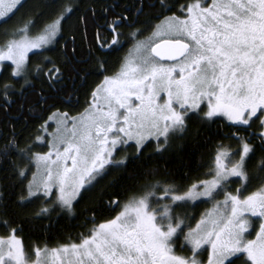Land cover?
I'll return each mask as SVG.
<instances>
[{"label":"snow or ice","instance_id":"snow-or-ice-1","mask_svg":"<svg viewBox=\"0 0 264 264\" xmlns=\"http://www.w3.org/2000/svg\"><path fill=\"white\" fill-rule=\"evenodd\" d=\"M22 8L26 12L18 26L5 30L0 43V113L6 118L13 105L19 104L21 113L29 105V53L42 54L59 44L73 15L80 13L85 30L89 14L95 15L91 3L82 5V0H0V24ZM107 27L109 50L124 46L120 28L133 30L126 39L132 48L111 75H104L111 51L100 56L89 51L84 62L94 63L103 80L89 88L90 73L81 79L90 97L84 112L53 113L23 148V137L14 130L10 140L0 135L6 141L0 148V227L7 233L0 237V264H204L202 251L208 253L207 264H264V0H138L134 13ZM45 63L52 61L45 57ZM41 65L35 74L51 77ZM73 71L79 77V69ZM50 82L60 83L59 75ZM49 99L41 97L36 106L51 111L57 103H73L71 96L51 105ZM28 112L30 119L43 120L34 107L28 106ZM220 118L230 131L224 139L234 140L238 150L217 146L210 179L185 188L171 173L161 175L156 165L183 146L177 141L198 140L201 130ZM52 122L56 127L50 131ZM44 147L48 151H34ZM11 157L28 166L20 167ZM32 166L36 171L28 180ZM113 174L106 188L127 191L117 184L123 179L143 184L123 205L113 192L101 207L106 192L95 200L89 193ZM230 184L239 185L234 193ZM254 184L256 190L244 195ZM221 193L223 200H217ZM85 200L88 206L80 209ZM196 201L214 204L191 227L186 213L198 207ZM37 202L43 205L39 211L22 215ZM77 209L85 216L82 227L92 225L79 242L37 245L34 258L25 250L20 238L25 224L50 219L54 212L61 219H79ZM117 209L113 218L96 220L97 213ZM252 218H258L259 228L254 239H247L249 229L255 230Z\"/></svg>","mask_w":264,"mask_h":264},{"label":"trees","instance_id":"trees-1","mask_svg":"<svg viewBox=\"0 0 264 264\" xmlns=\"http://www.w3.org/2000/svg\"><path fill=\"white\" fill-rule=\"evenodd\" d=\"M113 1H117V6H122L121 9L124 11L125 2L123 0H82V5L91 3L92 8L95 11V15L89 14V22L87 29L85 30L84 25H82L77 13L72 16L71 19L67 21L64 25L63 38L58 37L59 44L52 46L50 49L44 50L42 54H37L35 51L29 53L30 63L28 65L29 69L33 72L32 84L33 88L28 94L29 105L35 108V111L40 112L43 116V120H32L30 119V113L28 112V106H25L23 112H19V104L13 105L12 111L9 116L4 117L3 113H0V135L11 139V134L13 130L17 137H23L20 140V147H25L24 141L26 139L32 138L36 134V129L41 126V124L46 120V118L55 110L68 111L69 113H77L85 106L86 101L89 97L84 95V90L80 87L81 79L84 77L86 72L90 73L88 76V86L89 88H95L97 84L103 79V75H100L94 71L96 65L94 63L84 61L89 59V51L91 50L96 56H100L101 51H111V55L107 57L109 61V71L105 72L104 75H111L118 70L120 67V62L123 60V56L126 53L130 43L126 42L129 33H124L123 38H121L123 47L117 48L115 50H109L107 43H110L112 35L109 31L104 29L103 21L107 18V14H114L113 8L109 4L113 5ZM126 1V0H124ZM131 1V9L134 10L135 6H138V0ZM122 2V3H121ZM183 2V0H181ZM101 5V6H100ZM116 6V7H117ZM119 8V7H117ZM83 11V6L81 7V12ZM26 12V8L20 9L15 15L11 16L5 23L0 24V43L5 39L3 33L5 30L11 32L14 27L18 26V22L22 15ZM99 18V19H97ZM144 19V17H141ZM100 21V22H99ZM101 25V26H99ZM73 37H75V43H73ZM104 44V48H100V45ZM73 48L76 49L75 56H73ZM100 49V51H97ZM65 52L67 55H65ZM48 57L52 63H45L41 65L44 58ZM37 65H41L45 72L51 70L52 76H37L35 74V68ZM73 68L79 69V77L73 71ZM57 69L59 72H57ZM9 72L11 69L8 70ZM7 75V73H5ZM59 75L60 83L56 85L51 84V80H54ZM23 83V81H21ZM73 101L71 107L65 104L57 103L55 107L51 108V111H42L46 106L40 105L36 106V101L43 98H50L49 105L53 103L54 100L62 99L68 101L69 97ZM79 103H75L76 100ZM27 125V126H25ZM226 121L223 119H218L216 124H212L208 128L201 130L200 138L196 141L182 142L177 141V144L183 145L174 150L172 156L167 160H160L156 166L159 167L161 175L167 171L172 174V178L176 179L178 183H183L186 188L191 183L198 180L207 179L209 177L208 172L213 163V158L217 152V146L223 143L225 146H231V148H236L237 143L234 140L224 139L225 135H230V131L225 127ZM6 141L0 138V148L3 147ZM153 146L155 141L151 142ZM153 149L148 148L147 151L151 152ZM132 151V150H131ZM120 152L117 159L122 156V154H130ZM10 160L16 161L20 167L26 166V162L19 161L17 157H11ZM191 163V167H183V164ZM203 165V167H199ZM131 171V169H130ZM115 174L108 177L101 185L97 187L92 193H89V199H97L99 194L104 191L106 194L103 197V202L100 205L106 204L110 195L113 192L119 193V196H113V199H119L121 204L123 201L137 193L140 185L131 184L126 179L117 180V184L125 185L128 187L126 191L125 188L115 187L106 188V185L113 179ZM183 177V179H181ZM27 180L24 181L26 184ZM256 184L249 190V192L255 190ZM16 193L20 192V189H15ZM248 193V192H245ZM166 202V201H165ZM212 201L200 202L196 201L198 207H189L187 209V216L190 218L186 223L189 226H193L195 222L202 216L205 210L210 206ZM42 202H37L26 212L22 213L23 216H31L36 211L42 207ZM88 206V201H82L80 209ZM80 209H77V215L79 219H61L57 213H52L51 218H43L38 223H28L23 227V232L20 234V238L23 241L25 250L31 254L34 247L39 245L43 247H54L62 245L65 243L78 242L82 233L86 232L87 229L92 227L88 224L87 229L82 227L85 221V216L79 215ZM119 209L115 212L103 211L96 214V220L102 222L106 219L112 218ZM87 217H92V213L88 212ZM257 222L254 223V228H256ZM187 227L185 228V231ZM6 230L0 227V236H5ZM177 253L182 255H189L190 253H185L177 250Z\"/></svg>","mask_w":264,"mask_h":264},{"label":"rangeland","instance_id":"rangeland-1","mask_svg":"<svg viewBox=\"0 0 264 264\" xmlns=\"http://www.w3.org/2000/svg\"><path fill=\"white\" fill-rule=\"evenodd\" d=\"M159 23V22H158ZM151 35V32L149 31V32H145L144 33V35L143 36H140L139 37V39H141V40H143V39H145V38H147L148 36H150ZM3 43V42H2ZM132 48V43H130V45H129V47H128V49H127V51H126V53L124 54V56H123V58L125 57V56H127V54H128V52H129V49H131ZM118 70H119V68H118ZM117 70V71H118ZM103 80V79H102ZM101 82V81H100ZM99 82V83H100ZM89 99H90V97H89ZM87 107V103L85 104V106L82 108V110H80L79 112H77V113H74V114H72V113H69L68 111H60V110H55V111H53L49 116H51L53 113H63V112H67V113H69V115L70 116H79L81 113H83L84 112V109ZM48 116V117H49ZM48 117L46 118V120L48 119ZM221 119H223V118H221ZM224 120V119H223ZM227 123V122H226ZM43 124V123H42ZM55 127H56V125H55V123L54 122H52V128L50 129V131H52V130H54L55 129ZM231 150L232 151H236V150H238V145H236V148H231ZM34 151H44V152H46V151H48V149H47V147H44V148H42V149H34ZM131 151V149H129L128 150V153ZM125 155V153L124 154H122V156H124ZM121 156V157H122ZM121 157H119V158H121ZM118 158V159H119ZM238 158V157H237ZM28 165L26 164V166H24V167H27ZM36 171V168H35V166H32L31 167V170L28 172V180H30L31 178H32V174L34 173ZM211 177L209 176L207 179H210ZM203 180V179H202ZM28 182V181H27ZM27 182H26V184H27ZM196 182H198V181H196ZM196 182H193V183H196ZM229 190H231V191H233V193L235 192V189L237 188V187H239V185H234V184H230L229 186ZM256 190V189H255ZM255 190H253V191H255ZM252 192V191H251ZM251 192H248V193H244V195H248V194H250ZM162 193H157V195L159 196V195H161ZM132 195H130L129 197H127L124 201H123V203L124 202H126L130 197H131ZM223 194L221 193V195H219V196H217L216 197V199L217 200H223ZM123 203H122V205H123ZM213 204H214V201H212L211 202V204H210V206L205 210V212L206 211H208L209 209H211L212 207H213ZM154 207L156 206L155 204L153 205ZM119 211H120V209H119ZM118 211V212H119ZM118 212L115 214V215H117L118 214ZM204 212V213H205ZM203 213V214H204ZM202 214V215H203ZM114 215V216H115ZM113 216V217H114ZM112 217V218H113ZM200 218H201V216H200ZM200 218L195 222V224L192 226V227H195V225H196V223L200 220ZM252 220H253V222L255 223V221L257 222V225H256V228H255V230H253L252 228H250L249 229V231H250V235H247L246 236V238L247 239H254L255 238V232L256 231H258V228H259V220H258V218H252ZM102 222H104V221H102ZM187 231V230H186ZM1 237V236H0ZM79 242V241H78ZM63 245V244H62ZM62 245H58V246H54V247H47V248H55V247H59V246H62ZM44 248V247H43ZM205 248H208V246H205ZM178 255H182V254H179V253H177ZM30 255H32V257L34 258V253L32 252ZM190 255V254H189ZM203 262H204V264H207V259H208V253H207V251H202V254H201V256L199 257Z\"/></svg>","mask_w":264,"mask_h":264},{"label":"flooded vegetation","instance_id":"flooded-vegetation-1","mask_svg":"<svg viewBox=\"0 0 264 264\" xmlns=\"http://www.w3.org/2000/svg\"><path fill=\"white\" fill-rule=\"evenodd\" d=\"M122 2H125L126 4H125V7H124V11L121 9V7L122 6H117V4H118V2L117 1H113V5L112 4H109V6L111 7V8H113V13L114 14H107V13H105L106 15H107V18L103 21V24H105L104 25V29L105 30H107V31H109L110 32V30L108 29V25L113 21V20H118L119 19V17L120 16H127L128 14H129V12H133L134 13V11H135V9L134 10H132L131 9V1H129V0H126V1H122ZM121 2V3H122ZM101 6V5H100ZM119 7V8H117V7ZM97 19H99V18H97ZM100 22V21H99ZM159 21H153L152 23H158ZM99 26H101V25H99ZM118 31H120L121 33H129L130 31H133V30H130V29H127V28H120V29H118ZM121 38H123V35L120 37V39ZM122 40V39H121ZM244 133H240V135H243Z\"/></svg>","mask_w":264,"mask_h":264}]
</instances>
